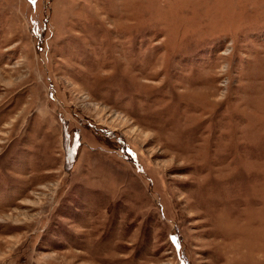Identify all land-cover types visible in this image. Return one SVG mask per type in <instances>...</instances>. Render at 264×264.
Listing matches in <instances>:
<instances>
[{
	"label": "rangeland",
	"instance_id": "rangeland-1",
	"mask_svg": "<svg viewBox=\"0 0 264 264\" xmlns=\"http://www.w3.org/2000/svg\"><path fill=\"white\" fill-rule=\"evenodd\" d=\"M0 264H264V0H0Z\"/></svg>",
	"mask_w": 264,
	"mask_h": 264
}]
</instances>
